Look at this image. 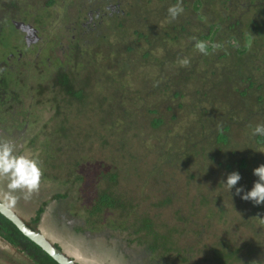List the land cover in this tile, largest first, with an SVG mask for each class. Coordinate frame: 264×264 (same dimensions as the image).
Instances as JSON below:
<instances>
[{"label": "trees", "instance_id": "trees-1", "mask_svg": "<svg viewBox=\"0 0 264 264\" xmlns=\"http://www.w3.org/2000/svg\"><path fill=\"white\" fill-rule=\"evenodd\" d=\"M1 1L0 121L10 119L16 124L8 122L7 126L18 131L21 123H28V118L21 119L25 113L22 109L28 110V107H32L31 110L37 111V129L28 138L30 145L36 147L35 151H39L43 156L40 158V182L52 185L50 191L54 188L50 200L58 203L64 201L66 209L70 208L88 231L110 225L125 232L130 243L156 256L168 253L172 249L176 230L167 227L161 219L160 211L162 208H168V205L177 199L167 195L163 191L164 188L177 183L187 184L193 179L202 180V175H211L214 172L215 166L212 165L216 163L223 162L224 167L229 169L230 161L237 155L236 150L231 147L232 141L240 143L235 139L238 138L237 134L241 135L243 129L253 138V151L256 146L264 144V137L252 135L255 125L264 123V70L261 71L264 60V0H246L244 6L236 3L227 6L230 0H183V13L171 21L166 19V9L169 4L175 3V0H156L159 4L153 11L148 7L149 0H146L148 2L145 7H137L134 10V7L140 4L134 1L136 5L130 7L129 12H123L122 7L118 14H112L116 18V27L121 28L125 18L132 14V20L128 23L137 40L151 43L152 48L167 44V47L166 44L161 46L164 49L161 58L154 59L149 56L150 51H145L141 57L149 64L141 63L132 67L118 54L110 58L109 67L105 68L103 63L95 61L88 67L80 61L76 52L80 44L74 48L71 46L69 50L75 64L66 69L58 67L55 74L44 81L42 77H37L40 74H25L26 78H22L20 74L23 72L13 67L19 64L16 53L21 31L11 21L28 22V18L24 17L29 10L22 7L28 5L27 1ZM52 3L53 0L47 1L48 5ZM237 7L244 9L238 11ZM156 19L166 20V26L159 28V20ZM113 20H110L112 26ZM78 25L76 22L81 32ZM93 30L91 33L85 31L86 35H94L91 41H84L85 45H92L94 38L105 46L108 45L104 39L105 36L108 37L110 29L100 32ZM81 36L84 37L82 32ZM193 37L208 45L207 54H202L193 47ZM185 39L190 41L185 43ZM182 41L184 51L172 48L175 44H182ZM170 42L173 43L172 46ZM212 45L218 46L214 48ZM126 50L136 55L134 47H126ZM190 52H196L198 57H190ZM9 55H12V58ZM107 55L110 56L111 51H108ZM182 57L188 58L187 65L180 66L179 60ZM48 59L51 60L50 56ZM28 65L31 66L30 63H27ZM110 71L115 75H110ZM132 80L138 81V89L131 87ZM133 103L146 106L144 113L141 112L140 115L131 108L132 106H126ZM220 106H224V110H221ZM163 112L169 114V120H172L173 124L162 119ZM149 116L152 131L162 132V128L166 126L164 130L165 134H168L172 127H177L176 134L165 135L164 138L167 139L163 140V147L165 144L178 147L182 136L185 156L178 161L172 159V166L166 165V159L179 157L167 151L164 155L166 167H153L149 175L150 185H143L147 192L136 199L135 203L133 200L125 203L117 198L109 187L100 192L95 191L101 182H115L117 169L121 165H128V169L137 175L142 171L146 172V162L140 161L141 156L135 152L136 148L145 149L143 146L146 140L138 136L137 127L129 129V126L133 121L141 119L144 124ZM82 117L92 122L98 117L99 126H109V136L120 137L109 146L102 142L103 151L106 147L117 148L116 151L113 149L109 160L99 162V159L89 157L88 146V150L84 146L94 137L90 133L87 138L80 134ZM138 121V125L142 126ZM117 122L121 124V130L116 133ZM4 128L0 126V131ZM126 130L131 132L130 139ZM151 132L148 135L152 136ZM98 135L99 131L96 138L101 140ZM238 139L241 140V137ZM151 148L154 150L153 146ZM145 153L143 150V154ZM204 157L209 159V164L199 166ZM237 158L235 164L238 169H244L245 173L253 176L250 172L252 162H249L248 156L240 154ZM220 159L224 160L219 161ZM180 170L185 172L181 179L177 176ZM156 174L167 182L161 184V181L154 177ZM86 184L88 188H85ZM61 191L63 192L60 193ZM91 191L93 193L89 195L88 192ZM221 194L228 193L223 188ZM221 198L222 195L210 197L211 201H216L219 208ZM206 201L203 197L202 202ZM48 202L40 201L28 221L14 206L9 207L24 219L29 228L42 231L40 227L45 225L42 223V217L49 208ZM53 207L55 205H51V210ZM53 209L58 210V207ZM83 227H77V232L82 234ZM0 240L8 244L19 256L22 255L27 264H57L1 214ZM52 244L61 249L57 243ZM228 248V244L223 240L209 246V251L216 258L215 264H229L230 261L241 264L244 259L237 256L236 251L228 252ZM175 249L180 255V260L187 261L188 257L183 255L184 250L178 247ZM231 255L234 258L230 257Z\"/></svg>", "mask_w": 264, "mask_h": 264}, {"label": "rangeland", "instance_id": "rangeland-1", "mask_svg": "<svg viewBox=\"0 0 264 264\" xmlns=\"http://www.w3.org/2000/svg\"><path fill=\"white\" fill-rule=\"evenodd\" d=\"M26 1L28 5L22 7L29 11H27L28 14H26L24 18H28L27 21L31 26H33V28L36 27V29L41 31V43L35 45L34 47H31L33 45H29L30 48L26 49L23 43V38L25 36L23 37L24 33L21 32V40L18 42L19 44L17 46L20 48L22 56L19 60L16 58L19 64L18 66L15 65L13 67L19 68V71L23 72L20 74L22 78H26V75L32 76L40 74V76L38 75L37 77H42L44 81L52 77L58 67L61 68L62 66L66 69L69 65H74L75 63L73 62V57L70 54L68 55V50H66V52H68L64 55L56 52L57 42L60 40V45H58V47H70V38H72L73 35L79 38V43L81 44L79 46V50L77 51L80 61H83L88 67L92 61H95V63H103L106 68L108 63H110V58H114L118 56V54H120L122 58H125L126 62L130 63V66L134 67L135 65L141 63L149 64L147 60L142 59L141 57L145 51H150L151 53L149 56L154 59L161 58L160 55L164 52V49L161 46L166 43L159 45L160 47L158 48H152L151 43L147 44L144 40H137V36L132 33L131 27L128 23L132 20V14H129L122 22V27L118 28L116 26H112L110 19L107 17L108 13H105V18L99 23L97 31L100 32L102 30H107V28L110 29L108 37L105 36L104 39L107 41L108 45L105 46L103 42H99L96 38H94L92 45L86 46L84 41H91L94 35H84L82 39V37L76 33L77 27L74 22L75 20L79 23L83 22L84 24L87 22V10L78 15V11L81 8L80 2H84L86 5H89L87 0H53L51 5L47 4L48 0ZM100 1H102V10L106 11L105 7L107 4L104 3V0ZM134 1L140 4L135 6L136 4ZM245 1L246 0H230L227 6H230V3L231 5L236 3V5L244 6ZM146 2L148 1L120 0V8L123 7V12H129L130 7L132 8L135 6L134 10L137 7H145ZM158 4L159 2H156V0H149L148 7L151 11H153V9H156ZM237 8L238 11L244 9V7ZM148 20L150 21V18ZM156 20H159V28H163L167 24L166 20ZM98 21H100V19H98ZM66 28H68L67 31ZM30 38L31 37H29V39ZM189 41L190 40L185 39V43ZM181 43L182 44H175L172 46L173 43L170 42L172 48H175L177 51H184L183 41ZM49 44H55L53 45V52H43L42 48L44 49L45 46H48ZM126 47H134L136 55L133 52L127 51ZM108 51H111L110 56L107 55ZM48 56H50L51 60L48 59ZM189 56L197 58L198 54L196 52H190ZM27 63H30L31 66H27ZM12 64L13 63H11V65ZM263 70L264 60L261 64V71L263 72ZM112 73L113 71H110V75H115V73ZM28 82L30 83L31 80H28ZM131 82V87L133 89H138V81L132 80ZM131 87L129 86V88ZM126 106H132L131 108L138 111L140 115L144 113L146 108V106L141 104L135 105L134 103L133 105ZM224 108V106H220L221 110H224ZM31 109L32 107H28V110ZM22 110H24L25 113L21 119L25 120V118H28V123H21L20 129L16 131L14 128L7 126V123L11 122L10 119L6 118V120L0 121V126L5 127L0 131V139L11 140L15 144V150L18 153L34 155L41 162L40 158L43 157L42 154L39 153V151H35L36 149L34 148L36 147L30 145L28 138L31 134H33V131L37 129L35 125V119L38 115L36 114L37 111L31 110V113L24 108ZM26 112L29 113L27 114ZM88 118H81L82 132L80 134L87 138V135L90 133L94 139L89 140L84 148L86 150L89 149V157L99 159V162H102L104 159L109 160L113 149L116 151L117 148L110 149L106 147L103 151L102 142H106L109 146L110 143L117 142V139H120V137L116 135L109 136L111 133L109 126H99L98 117L94 120L96 123L88 120ZM150 118L151 116L144 121V124L141 123V119V121H133L129 126V129L137 127L136 131L138 136L144 137L146 140L145 145L143 146L145 147V149H143L146 151L145 154H143V150H139L137 148L135 150V152L138 153V156H141L140 161L144 160L146 162V172L142 171L139 175H137L133 172V170L131 171L128 169V165H121L117 169L118 173L115 182H101L96 187L95 191L100 192L106 187H109V189L115 192L116 197L120 198L125 203H129L132 200L133 203H135L136 199L147 192L143 189V185L146 183L150 185L149 175L152 173L153 167H156L157 169H164L166 167L164 166V155L167 151H170V154L174 153L173 155L176 154L179 157H173L170 160L166 159V165H171L173 160L178 161L185 156L183 154L184 144L182 136L180 137L181 139H179L178 147L173 145L169 146L168 144H165L163 147L162 142L167 139L164 138L165 135L173 136L176 134V131H178L177 127H172L168 134H165L164 129H166V126L162 128L163 133L160 130L158 132L152 131L149 124ZM162 119L170 124H173L171 122L172 120H169V114L167 112H165V114L163 112ZM137 121L142 124V126L138 125ZM11 123L16 124L13 121ZM115 128L116 133L117 131L120 132L121 124L117 122L115 124ZM27 131L30 132L27 133ZM97 131H99L98 136H101V140L96 138ZM149 132L152 133V136L148 135ZM126 133L130 139L131 132L126 130ZM237 137H241V140L238 138L235 139V141L240 142L238 144L232 141L231 147L236 150L237 155L233 161H230L229 169L224 167L223 162L219 164L216 163L217 166L212 165L215 166V168H213L214 172L211 173V175H202L204 176V179L202 180L193 179L190 183H187L188 185L184 183H177L175 185H169L171 187L164 188L163 191H165L167 195H171V198L177 199V201H173L172 204L168 205V208H162L160 211L161 219L162 221L164 220L167 227H170L172 230H176V234L172 239V249L164 255L156 256L136 244L130 243L128 235L125 232H121L119 229H115L110 225H106L105 227L100 226L92 232L88 231L85 226L83 227L81 220L75 216L74 212L69 210L70 208L66 209L64 201H62V203H58V201L54 202L50 200L51 196H53L52 191H54V188L50 191L52 185L45 184L44 182H40L39 189L34 191L31 198L28 200L23 199L20 191L17 190L16 194L19 198L14 205V209H16L19 214H22L24 219L28 221L30 217L34 215L33 209L40 201H49L47 204V207L49 208L42 217V223L45 225L44 227H40L43 229L40 232L45 235L51 244L57 243L62 252L76 264H215L216 258L214 257V254L209 251V246L221 240L228 244V252L236 251V255L244 259L241 264H244V262L253 264L254 260L264 261V224L262 223L264 222L263 204L259 207L257 205L256 207L248 201L241 200L238 196L233 195V197H231L230 192L221 182L229 172L239 170L241 180L238 181V185H243L245 189L251 187L252 182L250 181H253L256 178L248 173H245L244 169H238L237 164H235L236 158L240 154L247 155L250 160L249 162H252L250 172H252L254 167L264 163V152H260L264 151V144L256 146L254 149L255 151H253V149H251L254 148L253 146L255 145L252 140L253 138L249 136L247 130L245 129L241 131L240 136L237 134ZM231 139H233V137ZM151 146H153L154 150ZM222 160L224 159H220L219 161ZM199 163V166L203 167L206 164H209V159L206 160V157H204V159ZM148 172L149 174L147 175ZM179 172L180 173L177 172V176L181 179L185 172H182L181 170ZM154 177H157V179L161 181V184L167 182L165 178L160 177L158 174ZM6 182V178H0V193L5 190ZM161 184L160 187H162ZM81 187L84 188L82 185ZM85 188H88L87 184L85 185ZM223 188L226 190V193H228L227 195L221 194V192H223ZM62 192L63 191L60 193ZM92 193V191L88 192L89 195H92ZM219 195H222L223 197L219 200L222 209L221 207H218L216 201H211L210 199L212 196L219 197ZM203 197L207 200L205 203L202 202ZM51 205H55L53 208L58 207V210L53 208L51 210ZM175 210H177V212H175ZM49 219L51 221H49ZM47 224L50 226H47ZM78 225L81 229L83 227L82 234L76 230V228L79 227ZM177 247L184 250V254L182 251L181 254L188 257L187 261L180 260V255L174 251ZM230 257L234 258L233 255ZM18 258V253L12 250L8 244L0 240V264H21L20 262L22 261H19ZM229 264L235 263L230 261Z\"/></svg>", "mask_w": 264, "mask_h": 264}, {"label": "clouds", "instance_id": "clouds-1", "mask_svg": "<svg viewBox=\"0 0 264 264\" xmlns=\"http://www.w3.org/2000/svg\"><path fill=\"white\" fill-rule=\"evenodd\" d=\"M183 11V0H175V3L169 4L166 9V19L175 20ZM193 39L195 40L193 47L200 53L207 54L208 45L195 37ZM217 46L212 45L214 48ZM179 63L184 66L189 63V60L187 57H182ZM252 135L264 137V123H257L252 129ZM15 147L11 140L0 139V178H6L7 181L5 190L0 193V202L8 206H14L19 198L16 194L17 190L20 191L23 199H30L32 193L39 189L42 175L39 159L31 154L18 153ZM252 175L256 179L248 189H245L243 185H238L241 174L236 170L229 172L221 182L230 192L231 197L238 196L241 200L250 201L253 205L264 204V163L254 167ZM253 264H264V261L254 260Z\"/></svg>", "mask_w": 264, "mask_h": 264}, {"label": "flooded vegetation", "instance_id": "flooded-vegetation-1", "mask_svg": "<svg viewBox=\"0 0 264 264\" xmlns=\"http://www.w3.org/2000/svg\"><path fill=\"white\" fill-rule=\"evenodd\" d=\"M87 2L89 3V5H86L84 2H80L81 8L78 11V15H80L85 10H87V13H86V15H87V17H86L87 22L85 24L83 22L79 23L77 20H75V22H74L75 24H76V22L79 24L78 26L80 27V30H81V32L84 35H86L85 34L86 33L85 31H87L89 33H91V31L93 29L97 31V28L99 26V23L101 22V20H103L105 18V13H108L107 17H109L110 20H113L114 16L112 14H114V13L115 14H118L120 12V10H121V8H120V0H104V3L107 4V6L105 7V10L106 11H103L102 10V7H101L102 6V1H100V0H87ZM13 17H16V15H13ZM98 19H100V21H98ZM97 21H98V23H97ZM11 22L13 23V25L15 23L20 22V23L29 25L30 28L33 29V34L32 35L30 34V36H27L26 39L24 37V36H26V34L25 33L23 34V37H24L23 38V43H24V47L26 49L30 48L29 45H33L31 47H34L35 45L41 43V38H40L41 31H39L38 29H36V27L33 28V26H31L28 22H24V21H20V20H13ZM112 23H113L114 26H116V18H114V20L112 21ZM83 28H85V30ZM67 30H68V28H66V31ZM66 31H64V32H66ZM81 32L79 31V28L77 27L76 33L81 36ZM29 37H31V38L29 39ZM32 40H34V41H32ZM70 41H71V46H73V48L76 45H80L79 38L75 37L74 35L72 36V38H70ZM49 43H52V42H49ZM59 43H60V40L56 44V46H57L56 52H59L61 54H65V53H67L70 50V47L71 46L70 47H66V48L64 46L58 47V45H60ZM53 45H55V44H49L48 46H45L44 49L42 48V51L45 52V53L46 52H48V53L53 52V50H54ZM66 50H68V51L66 52ZM78 50H79V47H78ZM76 52H74V53H76ZM69 53H70V51L68 52V55H69ZM16 54L18 55V60H19L20 57L22 56V52H21L20 48L17 50V53ZM9 57L12 58V55H9ZM45 57H46V54H45ZM1 203H3V202H1ZM3 204L6 205L5 203H3ZM6 206L8 208H10L8 205H6ZM263 206H264V204H263ZM35 231L40 232L39 230H35ZM60 251L62 252L61 249H60ZM21 256L22 255H20L19 258H18L19 261H22L20 263L21 264H26L25 259L23 257H21Z\"/></svg>", "mask_w": 264, "mask_h": 264}, {"label": "water", "instance_id": "water-1", "mask_svg": "<svg viewBox=\"0 0 264 264\" xmlns=\"http://www.w3.org/2000/svg\"><path fill=\"white\" fill-rule=\"evenodd\" d=\"M14 26L26 34L25 39L33 34V29L23 23H15ZM27 43V42H26ZM0 214L8 219L25 237L34 242L43 252L52 258L57 264H76L72 259L55 248L41 232L32 230L17 214L0 202Z\"/></svg>", "mask_w": 264, "mask_h": 264}]
</instances>
